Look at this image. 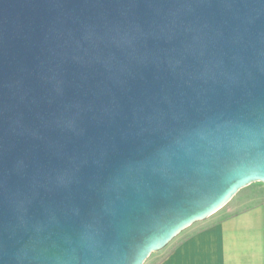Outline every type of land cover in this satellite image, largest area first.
I'll use <instances>...</instances> for the list:
<instances>
[{
	"label": "water",
	"instance_id": "1",
	"mask_svg": "<svg viewBox=\"0 0 264 264\" xmlns=\"http://www.w3.org/2000/svg\"><path fill=\"white\" fill-rule=\"evenodd\" d=\"M264 184V0H0V264H143Z\"/></svg>",
	"mask_w": 264,
	"mask_h": 264
},
{
	"label": "crops",
	"instance_id": "2",
	"mask_svg": "<svg viewBox=\"0 0 264 264\" xmlns=\"http://www.w3.org/2000/svg\"><path fill=\"white\" fill-rule=\"evenodd\" d=\"M156 264H264V200L196 229Z\"/></svg>",
	"mask_w": 264,
	"mask_h": 264
},
{
	"label": "rangeland",
	"instance_id": "3",
	"mask_svg": "<svg viewBox=\"0 0 264 264\" xmlns=\"http://www.w3.org/2000/svg\"><path fill=\"white\" fill-rule=\"evenodd\" d=\"M264 200V184L263 183H252L242 188L224 207L219 209L217 212L209 216L207 219L196 222L179 235L173 238L163 249L151 253L143 264H156L163 256H165L181 239L188 236L191 232L195 231L202 226L213 223L224 215L233 211H239L249 206L257 204Z\"/></svg>",
	"mask_w": 264,
	"mask_h": 264
},
{
	"label": "trees",
	"instance_id": "4",
	"mask_svg": "<svg viewBox=\"0 0 264 264\" xmlns=\"http://www.w3.org/2000/svg\"><path fill=\"white\" fill-rule=\"evenodd\" d=\"M263 201V200H262ZM261 202V201H260ZM260 202H258V203H260ZM257 203V204H258ZM255 205V204H254ZM254 205H252V206H254ZM252 206H249V207H247V208H250V207H252ZM247 208H245V209H247ZM242 210H244V209H242ZM241 210H239V211H233V212H231V213H228V214H226V215H224L222 218H226V217H228V216H231V215H234V214H236V213H238V212H240ZM221 218V219H222Z\"/></svg>",
	"mask_w": 264,
	"mask_h": 264
}]
</instances>
